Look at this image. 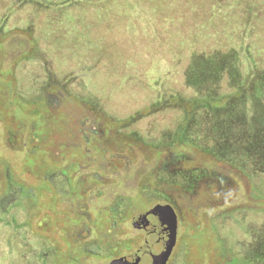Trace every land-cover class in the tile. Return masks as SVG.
Masks as SVG:
<instances>
[{"label":"rangeland","instance_id":"1","mask_svg":"<svg viewBox=\"0 0 264 264\" xmlns=\"http://www.w3.org/2000/svg\"><path fill=\"white\" fill-rule=\"evenodd\" d=\"M182 4L198 10L201 19L210 17L207 0ZM180 6L166 7L172 13ZM161 10L158 5L154 14ZM18 24L0 42V206L3 220L21 223L26 240L18 250L22 263L13 257V264H26V258L29 264H111L158 242L173 214L178 236L168 264H219L228 257L219 249L215 224L224 211L251 201L247 182L223 173L222 162L183 146L177 164L203 166L211 179L190 192L166 183L158 170L172 156L167 148L159 152L141 139L139 121H121L138 103L118 97L104 107L89 103L95 94L84 91L87 74L56 63L55 44L42 38L39 24ZM123 28L129 27L116 28L118 42ZM42 35L47 37L44 29ZM108 48L105 56L112 54ZM124 51L120 45L113 50L117 62L135 57ZM192 59L186 71L201 69V60ZM216 172L225 177L216 181ZM216 200L226 205L216 208ZM8 230L0 224L2 246Z\"/></svg>","mask_w":264,"mask_h":264},{"label":"trees","instance_id":"2","mask_svg":"<svg viewBox=\"0 0 264 264\" xmlns=\"http://www.w3.org/2000/svg\"><path fill=\"white\" fill-rule=\"evenodd\" d=\"M183 1L0 0V42L20 21L35 22L42 38L54 42L56 63L87 74L84 91L95 94L89 103L104 107L115 97L138 103L121 121H139L141 139L159 152L167 148L172 156L158 170L166 183L190 192L211 179L203 166L177 164L183 146L222 162L223 173L243 178L251 201L224 211L215 224L219 249L228 254L219 264H264V0H207L210 17L203 19ZM169 4L181 6L170 13ZM158 5L162 10L156 16ZM117 26L129 27L122 29L123 42L115 37ZM119 45L124 55L135 56L132 61L115 60ZM106 47L112 54L105 56ZM192 57L201 60V69L186 71ZM223 173L216 172V181ZM223 205L216 200V208ZM0 211L3 220L1 206ZM0 224L9 227L0 264H13V257L22 263L21 223L4 219ZM16 232L21 233L17 243L11 242Z\"/></svg>","mask_w":264,"mask_h":264},{"label":"water","instance_id":"3","mask_svg":"<svg viewBox=\"0 0 264 264\" xmlns=\"http://www.w3.org/2000/svg\"><path fill=\"white\" fill-rule=\"evenodd\" d=\"M161 234L164 237L147 246L145 251L140 249L125 258L113 261L111 264H168L177 244L178 221L176 215L173 214Z\"/></svg>","mask_w":264,"mask_h":264},{"label":"flooded vegetation","instance_id":"4","mask_svg":"<svg viewBox=\"0 0 264 264\" xmlns=\"http://www.w3.org/2000/svg\"><path fill=\"white\" fill-rule=\"evenodd\" d=\"M27 193H29V192H27ZM27 193H26V194H27Z\"/></svg>","mask_w":264,"mask_h":264}]
</instances>
